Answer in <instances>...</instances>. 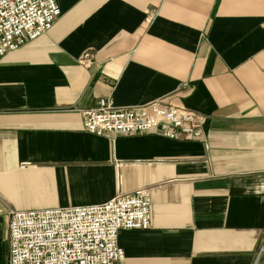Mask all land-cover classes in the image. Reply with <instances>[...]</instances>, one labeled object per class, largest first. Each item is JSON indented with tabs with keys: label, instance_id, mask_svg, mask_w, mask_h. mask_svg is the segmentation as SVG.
Masks as SVG:
<instances>
[{
	"label": "crops",
	"instance_id": "1",
	"mask_svg": "<svg viewBox=\"0 0 264 264\" xmlns=\"http://www.w3.org/2000/svg\"><path fill=\"white\" fill-rule=\"evenodd\" d=\"M47 32L0 57V264L8 210L150 188L120 264H264V0H56ZM164 99L197 138L97 136L80 109Z\"/></svg>",
	"mask_w": 264,
	"mask_h": 264
},
{
	"label": "built area",
	"instance_id": "2",
	"mask_svg": "<svg viewBox=\"0 0 264 264\" xmlns=\"http://www.w3.org/2000/svg\"><path fill=\"white\" fill-rule=\"evenodd\" d=\"M59 15L56 0H0V57L50 30ZM80 114L83 130L97 136L157 132L194 139L200 134L195 112L163 98L122 107L102 98ZM150 226L147 187L100 204L9 210L7 264H120V230Z\"/></svg>",
	"mask_w": 264,
	"mask_h": 264
},
{
	"label": "rangeland",
	"instance_id": "3",
	"mask_svg": "<svg viewBox=\"0 0 264 264\" xmlns=\"http://www.w3.org/2000/svg\"><path fill=\"white\" fill-rule=\"evenodd\" d=\"M8 212H9V210H8ZM8 214V213H7ZM6 227H7V225H6Z\"/></svg>",
	"mask_w": 264,
	"mask_h": 264
}]
</instances>
